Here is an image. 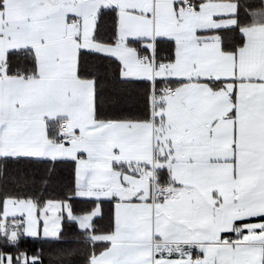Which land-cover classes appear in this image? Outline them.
Instances as JSON below:
<instances>
[{
    "label": "snow or ice",
    "instance_id": "snow-or-ice-1",
    "mask_svg": "<svg viewBox=\"0 0 264 264\" xmlns=\"http://www.w3.org/2000/svg\"><path fill=\"white\" fill-rule=\"evenodd\" d=\"M0 264H264V0H0Z\"/></svg>",
    "mask_w": 264,
    "mask_h": 264
},
{
    "label": "trees",
    "instance_id": "trees-1",
    "mask_svg": "<svg viewBox=\"0 0 264 264\" xmlns=\"http://www.w3.org/2000/svg\"><path fill=\"white\" fill-rule=\"evenodd\" d=\"M59 176H60V183L53 185L52 188L50 189V192H52L53 194L59 193L62 190V184L66 183L68 179H70L69 171L67 168L61 169ZM30 243L31 242H29V244Z\"/></svg>",
    "mask_w": 264,
    "mask_h": 264
}]
</instances>
